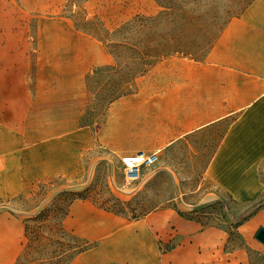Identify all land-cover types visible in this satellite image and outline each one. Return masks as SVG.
<instances>
[{
  "label": "crops",
  "instance_id": "obj_1",
  "mask_svg": "<svg viewBox=\"0 0 264 264\" xmlns=\"http://www.w3.org/2000/svg\"><path fill=\"white\" fill-rule=\"evenodd\" d=\"M151 1L153 12H157L159 6ZM16 2L0 0V5ZM19 33L21 30L0 29V181L22 182L27 176L41 182L51 174L79 178L82 170L78 158L87 129L78 124L81 111L73 112L71 127L55 134L53 140H49L47 123L36 127L39 134L35 140L28 138V132L33 130V113L38 108L36 104L34 109V101L39 96L46 99L48 87H43V93L31 85L27 36ZM18 36L24 37L20 45ZM107 55L110 60L111 55ZM84 76L69 83L68 89L65 86L56 109L61 108V115L66 109L62 107L63 100L80 102L83 93L92 95ZM67 94L72 97L67 98ZM40 112L42 117L50 115L48 108L41 107ZM220 126L201 179V185L215 191L203 201H214L221 195L248 209L264 199V0H252L239 15L229 19L202 57L172 53L137 76L130 90L107 106L96 139L121 158L162 151L194 133ZM52 144L56 145V158L49 162ZM71 149L72 157L67 155ZM34 153L40 155L39 174H33L29 167ZM24 185H8V192L0 197L19 193ZM166 211L159 207L138 220L126 222L121 215L103 210L87 199L75 200L65 225L70 221L69 230L96 245L68 264H208L206 254L193 250L203 249L198 240L210 230L176 214H172L174 230L191 234L185 246L190 252L179 254L180 245L167 252L159 250L158 239L166 240L165 235L157 238L155 232L160 224L153 220L161 222ZM3 218L23 228L24 217L9 212ZM243 224L264 228V206Z\"/></svg>",
  "mask_w": 264,
  "mask_h": 264
},
{
  "label": "rangeland",
  "instance_id": "obj_2",
  "mask_svg": "<svg viewBox=\"0 0 264 264\" xmlns=\"http://www.w3.org/2000/svg\"><path fill=\"white\" fill-rule=\"evenodd\" d=\"M159 1L192 10L208 18L207 21L213 20L217 25L211 29L213 39L219 35L226 21L238 15L247 2ZM82 7L86 14L82 12ZM153 11L151 0H17L11 6L0 5V29L21 30L19 34L27 36L31 85L43 93V87H48L46 99L39 96L34 101V109L36 104L38 108L33 113V130L28 132V138L35 140L39 134L36 127L47 123L45 126L48 127L49 140H53L55 134L71 127L73 112L76 111L82 112L78 124L87 128L82 136L84 145L78 158L82 170L79 178L51 174L41 182L33 181L27 176H24L25 181L22 182L0 181V194L8 192L6 186L12 187L14 183L16 186L24 183L26 188L13 196L0 197V264H13L22 253L25 243L21 224L7 222L3 215L9 212L17 217L32 215L48 205L57 192L83 189L81 192H86L97 203L122 208L124 213L121 217L126 222L131 221L127 218L132 215L131 209L139 211L156 206L166 209L165 217L160 218L161 222L153 220L160 224V229L155 234L157 238L165 235L163 238L166 241L171 239L170 245L178 243L179 254L190 252L185 246L192 236L175 232L172 214L180 216L182 220H192L202 229L210 230L206 237L198 240V244L204 245L203 249L193 250L206 254L208 264H264V242L255 238L256 226H236L237 221L247 212V207L221 195L214 201H203L215 191L210 186L201 185V179L222 126L194 133L163 149L158 160L142 169L139 178L129 184L123 178L120 157L108 152L96 139V131L104 122L107 99L112 92L123 86L122 70L117 65L113 68L107 66L112 57L109 60L106 48L82 29L98 30L99 19L107 29L112 30L138 12L156 13ZM8 13H11L9 17ZM163 24L164 20L159 19L158 31L162 30ZM22 39L24 37H17L18 45ZM206 49L207 46H201L193 56L202 57ZM82 75H85L86 87L92 95L89 92L83 93L80 102L71 98L66 99L65 103L63 100L62 107L66 109L61 115V108L56 109L60 107L57 103L61 101L65 86L68 89L69 83L82 78ZM110 80L114 81L115 88L109 85ZM127 89L130 90V87ZM68 97L72 95L67 94ZM41 104L43 109L48 108L50 115L47 113L41 116ZM67 155L72 157V149ZM55 158L56 145L52 144L49 162L51 159L55 161ZM29 167L33 174L40 173L39 153H34ZM47 222L53 223L55 219ZM67 227L71 229L70 221L67 222Z\"/></svg>",
  "mask_w": 264,
  "mask_h": 264
},
{
  "label": "trees",
  "instance_id": "obj_3",
  "mask_svg": "<svg viewBox=\"0 0 264 264\" xmlns=\"http://www.w3.org/2000/svg\"><path fill=\"white\" fill-rule=\"evenodd\" d=\"M154 1L159 6L154 14L136 13L112 30L107 29L99 19L98 30L82 29L100 42L111 55L112 61L107 66L113 68L117 65L116 67L122 70L123 86L111 93L105 110L111 102L127 93L129 91L127 87L131 86L133 80L160 58L172 53L193 56V53L201 46H207V51L216 39V37L211 38V29L217 27L213 20L207 21L208 18L189 9L166 5L159 0ZM251 1L247 0L238 15ZM82 12L85 13L83 7ZM158 18L164 20L161 31L157 30ZM109 85L114 88L116 86L113 80L109 81ZM81 191L61 190L52 197L48 205L41 207L35 214L23 218L25 243L22 253L13 264H68L79 253L96 245L95 241L77 235L65 225L70 206L75 200L87 199L97 207L113 214L124 213L122 208H115L103 202L97 203L86 192ZM262 206H264V199L255 202L237 221L236 226L242 224ZM158 208L156 206L139 211L131 209L132 215L127 218L138 220ZM51 219H55V222H47ZM170 241L171 239L168 241L158 239L159 250L167 252L178 245V243L170 245Z\"/></svg>",
  "mask_w": 264,
  "mask_h": 264
},
{
  "label": "built area",
  "instance_id": "obj_4",
  "mask_svg": "<svg viewBox=\"0 0 264 264\" xmlns=\"http://www.w3.org/2000/svg\"><path fill=\"white\" fill-rule=\"evenodd\" d=\"M160 153V150H156L151 153L139 152L134 155L122 156L120 164L125 182L129 184L137 180L142 169L154 164L158 160Z\"/></svg>",
  "mask_w": 264,
  "mask_h": 264
},
{
  "label": "water",
  "instance_id": "obj_5",
  "mask_svg": "<svg viewBox=\"0 0 264 264\" xmlns=\"http://www.w3.org/2000/svg\"><path fill=\"white\" fill-rule=\"evenodd\" d=\"M255 238L260 242H264V228L259 227L255 233Z\"/></svg>",
  "mask_w": 264,
  "mask_h": 264
}]
</instances>
